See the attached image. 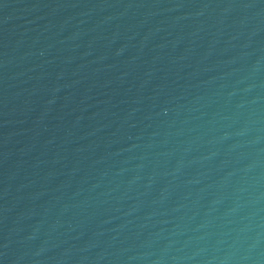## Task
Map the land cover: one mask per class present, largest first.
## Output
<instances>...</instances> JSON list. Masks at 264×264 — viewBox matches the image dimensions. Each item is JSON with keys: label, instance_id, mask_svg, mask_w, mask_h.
<instances>
[{"label": "water", "instance_id": "1", "mask_svg": "<svg viewBox=\"0 0 264 264\" xmlns=\"http://www.w3.org/2000/svg\"><path fill=\"white\" fill-rule=\"evenodd\" d=\"M0 264H264V0H0Z\"/></svg>", "mask_w": 264, "mask_h": 264}]
</instances>
